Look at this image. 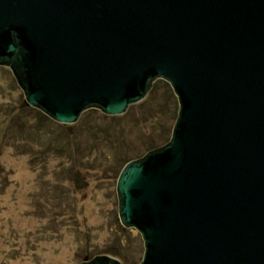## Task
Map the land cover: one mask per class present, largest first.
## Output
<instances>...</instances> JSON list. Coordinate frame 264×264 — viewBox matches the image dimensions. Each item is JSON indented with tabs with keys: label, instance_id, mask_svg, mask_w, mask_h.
I'll return each instance as SVG.
<instances>
[{
	"label": "water",
	"instance_id": "water-1",
	"mask_svg": "<svg viewBox=\"0 0 264 264\" xmlns=\"http://www.w3.org/2000/svg\"><path fill=\"white\" fill-rule=\"evenodd\" d=\"M0 64L59 123L167 81L170 138L115 186L138 264H264V0H0Z\"/></svg>",
	"mask_w": 264,
	"mask_h": 264
},
{
	"label": "rangeland",
	"instance_id": "rangeland-1",
	"mask_svg": "<svg viewBox=\"0 0 264 264\" xmlns=\"http://www.w3.org/2000/svg\"><path fill=\"white\" fill-rule=\"evenodd\" d=\"M169 83L117 115L89 107L76 121L40 117L0 64V264H78L98 254L138 264L143 240L122 225V166L165 144L178 110Z\"/></svg>",
	"mask_w": 264,
	"mask_h": 264
},
{
	"label": "trees",
	"instance_id": "trees-1",
	"mask_svg": "<svg viewBox=\"0 0 264 264\" xmlns=\"http://www.w3.org/2000/svg\"><path fill=\"white\" fill-rule=\"evenodd\" d=\"M25 101V100H24ZM26 103V102H25ZM27 104V103H26ZM33 107V106H32ZM34 108H36V109H38L37 107H34ZM38 110H40V109H38ZM41 111V110H40ZM40 117H44L45 119H48V120H53V119H51L49 116H47L44 112H40ZM57 122V121H56ZM151 148V147H150Z\"/></svg>",
	"mask_w": 264,
	"mask_h": 264
}]
</instances>
